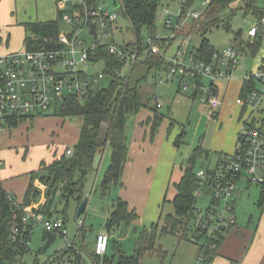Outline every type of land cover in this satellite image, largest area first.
Listing matches in <instances>:
<instances>
[{
	"label": "built area",
	"instance_id": "2783aa9c",
	"mask_svg": "<svg viewBox=\"0 0 264 264\" xmlns=\"http://www.w3.org/2000/svg\"><path fill=\"white\" fill-rule=\"evenodd\" d=\"M179 4V16L184 0H161L156 16L161 15L163 25L175 31L179 24L172 23V15L167 8L169 2ZM63 14L62 18L70 29L58 34L60 45L54 49L22 50L0 55V131L7 124L6 118L15 116L19 119H33L35 117L53 113L69 96H75L80 101L93 91L99 90L107 81L104 64L98 71H89L90 66L98 62L89 59L90 55L104 46L119 60L125 63V69L120 74L125 76L133 67L144 63L147 58L157 55L165 60L167 78L174 76L206 79L196 87L199 99L209 118H213L222 105L219 97L217 81L228 82L232 70L238 64L240 53L233 46L223 48L213 53L212 64L195 58L196 48H189L188 37H183L180 46L173 56L167 57L172 38L148 37L141 48L134 45L126 47V43H114L113 33L118 30V8H113L99 1L85 2L84 0H58ZM209 0H203L202 5ZM191 10L187 13L193 20L198 19L203 11ZM264 25V18L251 26L247 34L254 36L257 29ZM87 32L91 37L88 41L80 39L78 33ZM110 38L111 42H108ZM162 40L164 45L158 44ZM83 43H86L83 46ZM161 80V79H160ZM159 80V81H160ZM244 80L258 83L256 88H249L244 95L236 99L238 104L245 106L240 128L236 134L233 150L223 153L213 167L200 168L195 172L196 189L194 196L199 194L210 196V203L203 211L196 207L190 220L193 229L189 238L203 244H211L216 249V243L231 234L236 228L235 199L243 188L240 183L246 180L248 184L255 183L264 187V117H255L264 97V66L256 68L244 75ZM71 154V149L66 150ZM220 202H223L226 214H218ZM196 204V203H195ZM26 214L23 221L33 219L41 222L45 231H58L64 236L67 246L77 243L76 239L68 240L64 222L60 218L46 219L41 214H35L30 208H24ZM17 229L14 228L15 232ZM110 242L107 232H100L95 239L94 256L101 258L105 255ZM202 261V257L199 256ZM49 264H72L67 255L53 256ZM110 264H116L112 262Z\"/></svg>",
	"mask_w": 264,
	"mask_h": 264
},
{
	"label": "trees",
	"instance_id": "16d2710c",
	"mask_svg": "<svg viewBox=\"0 0 264 264\" xmlns=\"http://www.w3.org/2000/svg\"><path fill=\"white\" fill-rule=\"evenodd\" d=\"M84 1L94 2V0ZM256 1L209 0L202 15L193 20L191 26L193 30L197 31L196 27L201 23L202 32L211 27H217L223 24V18L219 16L226 9L230 10L228 14H233L238 9L243 10L244 13L250 12L260 22L264 18V10L255 5ZM195 2L196 0H184L181 6V15H184ZM118 3V9L127 20L128 28L134 36V40L127 42L126 47L136 45L141 48L143 44L141 34L143 32H148L150 37L155 36L154 21L161 0H118ZM234 4L240 6L232 8ZM57 13L58 16L54 20L23 24L25 50L54 49L60 45L58 20L62 18L64 12L57 11ZM224 26L229 27V24L225 23ZM263 26L257 29L254 36L248 35L250 40L252 38L253 43L261 44L260 31ZM239 35V33L236 34L237 39ZM237 39H235L236 42ZM158 43L164 45L165 41L162 40ZM233 44L231 45L236 46L235 48L240 54L244 53L241 43ZM216 51L218 50H215L206 38H202L194 55L197 60L212 64V56ZM89 59L93 62H103L104 72L107 76L105 85L99 90L91 92L81 101L75 96L67 97L53 113L61 117L79 116L82 118L79 139L71 150V154H66V148L64 154L49 164L41 163L39 168L31 173V179L21 204H16L13 197L3 190L0 180V264H19L20 257L28 253V243L35 222L33 219L23 221L26 214L24 208H29L38 201L40 196L44 195L45 197L40 210L31 209L35 214H41L46 219L58 218L52 216L58 211L57 205L62 202L66 203L69 199H73L78 207L84 198L83 190L87 177L93 171L91 169L93 156L95 152L102 150L107 143L110 147V160L99 184L101 195H106L112 186L121 182L124 165L127 161L126 121L130 115L137 113L143 106L138 92V84L141 79L131 82L130 76L140 65H145L148 69H161L166 62L161 57L152 55L144 63L133 67L125 76H121L120 74L125 69V63L119 60L115 54L110 53L106 47L101 46L95 50ZM195 81L196 86H198L202 80L195 79ZM249 88H256V83L253 80H244L242 94H245ZM22 119L9 116L6 118V122L12 126ZM102 123H106L108 126L107 134L104 135L105 142H100L102 137L99 132ZM183 136L184 130L182 129L174 141L176 146L182 142ZM201 153L202 150L199 147L193 149L183 167L180 180L174 184L176 192L171 201L173 212L166 214L162 220L159 219L149 227H143L135 242L133 253L125 255L119 251L116 264H141L142 256L145 253L162 257L163 251L157 244L160 235L171 234L179 239H188L187 223L190 221L196 203L194 196L196 169L194 168L196 159ZM36 180L40 186L34 183ZM257 206L259 209H264V187H260ZM109 213L104 226L110 234L121 222H130L136 217L134 210L129 209L127 202L119 197L113 199ZM14 228L17 229L15 232L13 231ZM79 233L81 244L76 243L68 246L55 253V256L67 255L72 264H87L82 256L84 249L82 245L83 230H80ZM57 234L59 232L55 230H44V238L47 239L48 243L53 241ZM189 240L192 241L190 238ZM220 242L216 243V247L219 246ZM194 243L199 247V256L202 257L203 262L213 258L217 248L212 249L210 243L203 244L196 241ZM90 255H92L91 260L94 261L95 259L97 262L95 264H98L101 258L94 256L93 251ZM103 261L106 262L105 264L112 263V260L106 257L103 258ZM33 264H38V262L35 260ZM92 264L94 263L92 262Z\"/></svg>",
	"mask_w": 264,
	"mask_h": 264
},
{
	"label": "rangeland",
	"instance_id": "374dc122",
	"mask_svg": "<svg viewBox=\"0 0 264 264\" xmlns=\"http://www.w3.org/2000/svg\"><path fill=\"white\" fill-rule=\"evenodd\" d=\"M15 4L18 9V12L22 17L30 16L33 19L35 15L36 19L41 20V18H57L58 13L56 11L67 10V8H61L58 0H5L4 3ZM82 1V0H79ZM99 1L100 3H105L106 5L111 6V0H94ZM203 0H196L191 8H189L184 15H180L178 18L180 10L179 4L176 1L169 2L167 8L172 15V23H178L179 28L176 32V36L173 37L172 29L166 28L163 25L161 15L156 16L154 21L155 31L154 35H158L163 38H172L168 46L165 55L171 57L175 54L176 49L180 46L181 40L183 37H188V47L197 48L200 45L202 38H206L209 43L213 46L215 50H222L225 47L230 46L231 44L241 43V46L244 50V53L239 57V61L236 69L232 73L231 79H234L230 82L229 87L226 90L222 106L218 115H215L213 118H209L204 108H202V103L197 96L192 102L185 103L180 102L176 110H172V118L176 119L178 122L170 129L171 137H175L179 133L181 127L184 130V136L182 142L175 146L176 153L173 158L174 165L177 170L179 165L182 167L185 166L186 160L193 151L194 148L202 147L203 149L209 151L210 159L207 160L203 157H198L195 162V168L199 169L205 167L206 163L208 164L211 161L210 165L213 164L215 158L219 154L218 152H231L235 142V134L240 128V106L236 104V98L239 96V92L236 91L237 88L233 86L237 82V77H244L246 73L254 71L261 62H264V26L260 31L261 34V44L253 43L248 38V30L252 25H255L258 21L250 12L244 13L243 10L238 9L233 14H228L230 10L226 9L220 13V18H223V24L217 27H211L206 29L205 32H202L203 28L201 23L197 25V29L193 30L192 21L193 19L187 15L191 10H202L204 6L202 5ZM232 8L239 7L240 5ZM259 9L264 10V0H257L255 4ZM160 7H158L159 10ZM66 15V13H63ZM230 15V16H229ZM49 19V18H48ZM229 24V27H225L224 24ZM127 20L121 15L118 11L117 26L118 30L113 33L114 43L117 45H122L123 43L131 42L134 40V36L131 30L128 28ZM58 27L60 32H65L70 29V26L64 22L63 19L58 20ZM191 28V30H190ZM239 33V38L237 39L236 34ZM143 41L150 37L148 32H143ZM80 39L88 41L91 37L86 32L78 33ZM237 39V42L236 40ZM108 42H111L110 38H107ZM15 42L19 43V39H15ZM86 43H83L85 46ZM159 44V43H158ZM234 45V44H233ZM236 47V46H235ZM22 51L21 48L17 52ZM145 66V65H144ZM144 66H141V70H144ZM102 68L100 62L96 63L94 66L89 67V71L94 72ZM138 69L134 70L130 76V81L133 82L136 80ZM147 82L142 83L141 98L146 101L147 96L150 93V90H145V88H153L156 95L160 97L161 103L171 102L173 95H175V86L170 82L166 83L165 81L160 82L158 76H156L155 71H152L147 76ZM206 80V79H205ZM217 83L222 85V81H217ZM259 84L256 83V87ZM222 89V87H221ZM191 88L187 89L186 92H181L185 95L186 98H191ZM183 101V100H182ZM164 116H168L169 113L167 108L162 109ZM49 116H39L42 119L36 120V117L32 120H27L25 123L17 124L15 128H11L14 131V134L17 135L19 141L24 142L28 137L34 145L39 143H44V149L42 152L35 150V154L42 153L45 156H48V159L53 154V151L58 148L60 151L66 145V137L62 136L61 133L56 129L57 123L60 126V121L65 119V122L68 121L72 123H77L80 121V117H70L69 118H60L59 115H53L51 110L48 114ZM264 117V97L262 104L256 112L255 117ZM130 120V118H129ZM127 120V123L129 122ZM31 121V124H30ZM177 138V137H175ZM47 151H44V150ZM46 160V157H44ZM110 160V148L108 143L105 145L104 153L102 160L100 162L99 168L93 170L87 177V180L84 185V198L87 200L86 208L82 214L80 220H75L76 212V202L73 199H69L68 202H62L57 205L58 211L55 212L52 216L58 217L64 220V225L67 231L66 238L76 241L78 244H81L80 230H83L84 239L82 245L84 247L82 251V256L85 259L87 264H95L96 260H91V252L94 249L95 245V235L99 231L104 229L106 220L110 215L111 203L115 198L114 193L110 192L106 195H101L99 191V184L102 178L104 171L106 170ZM175 170V171H176ZM240 186L243 188L241 194H236L235 199V215H236V225H241L248 220L249 215L257 216V200L260 195V186L255 183L248 184L246 180H243L240 183ZM173 184L168 188L167 200H165L162 206L158 209L160 215L159 219L173 212L172 203L169 201L173 192ZM39 201V202H38ZM36 207L34 210H40L42 203L45 201L44 195L40 196L38 199ZM211 199L209 195L199 194L196 199V207L202 209L203 211L208 207ZM136 213V217L130 222H121L113 231V238L109 242L107 251L104 256L101 257L98 264H105L103 258L111 259L112 262H115L119 256V251L125 255H131L133 253L135 242L138 238L139 232L143 227L148 226L151 220L148 217L141 216L136 209H133ZM223 212L226 214V210L223 202H220L218 208V214ZM82 229H81V228ZM178 229V228H177ZM193 229V221L190 220L187 223V237L189 241L190 231ZM82 233V232H81ZM186 239H179L175 235L167 234L160 235L157 239V244L161 245L163 251V256L159 257L157 255L145 253L142 256L141 264H178V255L175 254V248L178 244L185 246ZM67 243L64 239V236L57 234L53 241L47 242V239L44 238V229L41 222L33 224V232L28 243V253L24 254L19 259V264H33L36 260L38 264H49V259L55 255V253L65 249ZM80 249V248H79ZM91 257V258H90Z\"/></svg>",
	"mask_w": 264,
	"mask_h": 264
},
{
	"label": "crops",
	"instance_id": "0c3cea01",
	"mask_svg": "<svg viewBox=\"0 0 264 264\" xmlns=\"http://www.w3.org/2000/svg\"><path fill=\"white\" fill-rule=\"evenodd\" d=\"M4 1L5 0H0V55L17 52L19 48L22 50L25 49L23 44L25 37L24 23L55 19L47 17L39 20L35 18V15L33 19H31L30 16L27 18L22 17L18 12L16 3L10 4L9 1L8 3H4ZM15 1L17 2V0ZM15 39H19V43L15 42ZM242 55L243 53H241L239 57ZM141 66L144 65H140L135 69H138L136 79H141L138 84L140 98L141 91L144 89L142 88V83L148 81L147 76L152 71H155L159 80L161 79L160 82L165 81L166 83L170 82L173 84L176 94L173 95L174 97L171 102H164V104H162V99L156 95L153 88H145L147 91L150 90L146 101L141 98L143 106L137 113L127 118V120L130 118L128 123L126 121L125 136L127 161L124 165L121 182L118 185L112 186L109 191L114 193L115 198L119 197L126 201L129 209H136L141 216L148 217L151 223L145 227H149L159 220L160 215H158V209L162 206L163 202L167 200L168 188L172 184L174 187V184L180 180L183 171L181 165H179V168L176 170L173 160L175 157L173 154L176 153V145L174 144L175 137L181 133L183 128L181 127L179 133H177L175 137H171L170 129L178 122L176 119L172 118L173 114L170 113H172L173 109L176 110L178 106V104H176L177 102L179 104L180 102L190 103V101L192 102L199 95L198 92L196 93L197 86L195 79L180 76L167 78L166 64L161 69H148L144 66L145 69L141 70ZM261 66H264L263 61L257 68ZM236 67L231 73L234 72ZM237 78V82L233 87L237 88L236 91L239 92V96H242L244 95L242 94L244 77L242 79L241 77ZM234 79L230 78L228 82L220 80L222 81V89L220 85L216 83L219 87V97L222 103L226 90L230 82ZM202 81L206 80L203 79ZM189 88H191L192 91L191 98H186L181 92H186ZM236 104L238 103L236 102ZM238 105L240 106L238 119L240 118L239 120L241 122L246 108L242 104ZM201 107L204 108L203 105ZM163 108H167L169 113L168 116L163 115ZM219 111L220 109L216 115L219 114ZM44 116L49 115L47 114ZM66 118L71 120L70 117ZM39 119H42V117H36V120ZM27 120L32 119H22L20 120V124L25 123ZM18 123L19 122H17V124ZM59 123L60 126H58L57 123L56 129H58V132L61 133L62 136L66 137V145L60 151L56 148L49 159L46 153L45 156L42 153L35 154V150L39 152L43 151L44 143L34 145L28 137L24 142L19 141L17 135H15L14 131L11 129L15 128L17 124L12 126L5 124L4 129L0 131L1 185L3 190L13 197L16 204H21L23 201L27 186L31 179V173L36 171L41 163L49 164L55 158L64 154L66 148L72 150L77 143L80 135L82 118L80 117V121L77 123H72L70 121L66 123L65 119H62ZM104 148L102 150H104ZM199 148L202 150V153L198 157L209 160V151L202 147ZM44 151L47 150L45 149ZM218 153L212 165H210L211 161H209L208 164L206 163L205 167L201 168L213 167L220 155L226 152ZM44 157H46V160ZM34 183L40 186L37 180L34 181ZM175 192V188H173L172 195L170 196L171 199L169 200L170 202ZM35 204L37 203H33L29 207L30 210L36 207ZM257 211L258 214L255 218L254 215H249L248 220H246L244 224L237 225L231 234L221 240L215 255L209 261L203 262L199 260V247L196 243L187 240L185 246L178 244L175 248V254L178 255V264H264V209H259L257 206ZM100 232H107L110 239L113 238V235L106 230L105 226L104 229L98 233ZM98 233H96L95 239Z\"/></svg>",
	"mask_w": 264,
	"mask_h": 264
},
{
	"label": "water",
	"instance_id": "95a60500",
	"mask_svg": "<svg viewBox=\"0 0 264 264\" xmlns=\"http://www.w3.org/2000/svg\"><path fill=\"white\" fill-rule=\"evenodd\" d=\"M111 4H112L113 8H118V6H119L118 0H111ZM107 130H108L107 124L102 123L101 128H100V132H99L100 136L102 137L100 142H105L104 135L107 134ZM103 153H104V150H99V151L95 152L93 159H92V163H91V169L92 170H97L99 168ZM86 204H87V200L85 198H83L80 201V203L76 209L75 220H77V221L80 220L82 214L85 211Z\"/></svg>",
	"mask_w": 264,
	"mask_h": 264
}]
</instances>
